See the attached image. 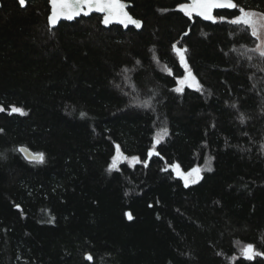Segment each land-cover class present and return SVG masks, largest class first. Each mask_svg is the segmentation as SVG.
Here are the masks:
<instances>
[{
	"label": "trees",
	"instance_id": "obj_1",
	"mask_svg": "<svg viewBox=\"0 0 264 264\" xmlns=\"http://www.w3.org/2000/svg\"><path fill=\"white\" fill-rule=\"evenodd\" d=\"M126 1L140 30L96 14L50 28L47 0H0V264H264L240 251L264 252V58L241 55L258 41L186 0ZM174 44L201 90H173ZM176 163L201 178L185 187Z\"/></svg>",
	"mask_w": 264,
	"mask_h": 264
},
{
	"label": "snow or ice",
	"instance_id": "obj_2",
	"mask_svg": "<svg viewBox=\"0 0 264 264\" xmlns=\"http://www.w3.org/2000/svg\"><path fill=\"white\" fill-rule=\"evenodd\" d=\"M51 5V12L48 15V24L50 28L54 27L61 19L65 20H74L81 15L88 16L93 12L102 13L103 19L102 23L105 26L112 24L114 21L123 25L127 28L129 25H133L136 28H140L142 22L139 19H135L129 12L126 10L127 5L123 0H48ZM21 6L25 5V0H19ZM179 10H181L186 16L192 17L193 13L197 16L203 18L204 20L211 21L213 23L217 22H226L234 26H238L241 31L250 30V35L258 41L254 48L248 49L241 53V55L246 56L249 60L252 59V56L248 55L249 52L258 53L261 58H264V12H259L252 9H246L243 6H240L236 3V0H191L190 3H182L178 5ZM217 9H228L238 10V14H233L231 18H228L224 15H214V10ZM187 35V33H185ZM173 50L177 53L180 62L185 67V75L182 76L178 81V86L173 89L175 92L180 93L183 91V85L187 84L189 87H195L198 91L201 90L202 86L199 84L198 79L192 73L191 69L187 65V61L184 53L187 49L178 48L175 44L173 45ZM234 51H239L234 49ZM139 63V62H137ZM171 72L170 69H168ZM260 71H264V68H261ZM137 106H141L137 104ZM143 106H147L146 104ZM0 111H3V108H0ZM11 112L24 114L23 109L13 106ZM82 117L85 116V113L80 114ZM241 123L245 121V116L243 114L239 117ZM169 134L166 127L158 130L154 137L153 150H149L148 156L152 157L153 155H159L158 152H155L154 149L157 144H160L165 137ZM264 147V146H262ZM24 151V149H20ZM124 154L120 150V146H116V154L113 155L109 168V172L116 170L118 168V162ZM26 159L31 161H36L39 163L44 162L43 153H34L30 156H26ZM125 160H130L132 163H138L139 158L132 156L131 158L124 157ZM145 166H147V160L144 161ZM173 171L183 179L184 186L188 187L189 184H195L201 178L202 169L199 167L192 168L188 172L182 171L178 163L170 165ZM165 171L168 169L165 168ZM207 171L211 172L213 169L211 167V158L208 161ZM19 209L20 205H16ZM128 220L133 219L132 213L126 212ZM241 255L251 261L255 257H264V252L256 251L255 246L251 243L245 244L240 249ZM87 259L91 260L92 257L89 255Z\"/></svg>",
	"mask_w": 264,
	"mask_h": 264
},
{
	"label": "water",
	"instance_id": "obj_3",
	"mask_svg": "<svg viewBox=\"0 0 264 264\" xmlns=\"http://www.w3.org/2000/svg\"><path fill=\"white\" fill-rule=\"evenodd\" d=\"M29 0H25V5L24 6H21L20 5V3H19V0H17V2H18V4L22 7V8H24V7H26V5H27V2H28ZM47 2H48V0H47ZM123 2L127 5V8H126V10L129 12V14L130 15H132L131 13H130V11H129V8H131V6H132V3L131 2H129V1H126V0H123ZM191 2V0H186V3H190ZM0 6H1V2H0ZM48 6H49V14H50V12H51V5H50V3L48 2ZM221 10H225V9H217V10H214V15H215V12L216 11H221ZM48 14V15H49ZM92 14H96V15H99L100 17H101V20H100V23H101V25L103 26V27H105V28H108V27H110V26H112V25H117V26H120L121 28H123V29H127V28H134V29H136V30H140L141 28H142V26H143V22H142V25H141V27L140 28H136L135 26H133V25H129L127 28H125L123 25H121V24H119V23H117V22H113L112 24H110V25H108V26H105L101 21H102V19H103V14L102 13H97V12H93V13H91L90 15H92ZM90 15H88V16H84V15H81L80 17H77L76 19H79V18H81V17H84V18H86V17H89ZM193 15H196L195 13H193ZM133 16V15H132ZM197 16V15H196ZM134 17V16H133ZM199 17V16H198ZM135 18V17H134ZM199 18H201V17H199ZM76 19H74V20H76ZM135 19H137V18H135ZM202 20H204L203 18H201ZM74 20H71V21H69V20H65V19H61L54 27H52V28H55V27H57L58 26V24L60 23V22H73ZM204 21H207V20H204ZM47 23H48V16H47ZM48 26H49V24H48ZM50 27V26H49ZM20 149H24V151H20L21 152V154L26 158V156H30V155H32V154H34L33 152H31L29 149H27V148H25V147H20L19 148V150ZM168 168H170V169H172L170 166L168 167ZM175 172V171H174ZM176 173V172H175Z\"/></svg>",
	"mask_w": 264,
	"mask_h": 264
},
{
	"label": "rangeland",
	"instance_id": "obj_4",
	"mask_svg": "<svg viewBox=\"0 0 264 264\" xmlns=\"http://www.w3.org/2000/svg\"><path fill=\"white\" fill-rule=\"evenodd\" d=\"M177 54V53H176ZM177 57H178V55H177ZM179 58V57H178ZM179 61H180V59H179ZM181 63V62H180ZM182 65V64H181ZM183 66V68H184V70H185V67H184V65H182ZM184 75H185V73H184ZM180 79V78H179ZM178 79V80H179ZM177 80V81H178ZM178 86V84L176 85V87ZM175 87V88H176ZM184 87H189L187 84H185V85H183V89H184ZM190 88H192V89H196L195 87H190ZM158 132V131H157ZM156 132V133H157ZM156 135V134H155ZM122 158V157H121ZM121 158H120V160H121ZM130 165H133V164H135V163H132V162H130V160H126ZM120 162V161H119ZM119 162H118V164H119ZM196 168V167H195ZM199 168H201V167H199ZM182 181H183V179H182ZM183 183H184V181H183Z\"/></svg>",
	"mask_w": 264,
	"mask_h": 264
}]
</instances>
